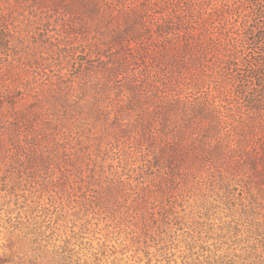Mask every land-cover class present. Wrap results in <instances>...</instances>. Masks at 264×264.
Masks as SVG:
<instances>
[{"label": "rangeland", "instance_id": "obj_1", "mask_svg": "<svg viewBox=\"0 0 264 264\" xmlns=\"http://www.w3.org/2000/svg\"><path fill=\"white\" fill-rule=\"evenodd\" d=\"M142 8L0 0V264H264V112L213 53L129 105Z\"/></svg>", "mask_w": 264, "mask_h": 264}, {"label": "trees", "instance_id": "obj_2", "mask_svg": "<svg viewBox=\"0 0 264 264\" xmlns=\"http://www.w3.org/2000/svg\"><path fill=\"white\" fill-rule=\"evenodd\" d=\"M142 6L135 22L141 28L137 31L140 38L156 35L165 45L170 43L173 53L168 56L163 48L157 64L142 70L141 85L135 88L129 105L141 108L142 98L182 82L187 76L185 58L195 66L200 58L213 60L208 57L213 53L220 76L241 94H248L252 110L264 112V0H142ZM143 86L145 96L140 94ZM201 89L192 86V90ZM174 93V99L166 104L168 110L179 101L180 91ZM143 117L142 113L140 119ZM171 150L180 158L177 147Z\"/></svg>", "mask_w": 264, "mask_h": 264}]
</instances>
